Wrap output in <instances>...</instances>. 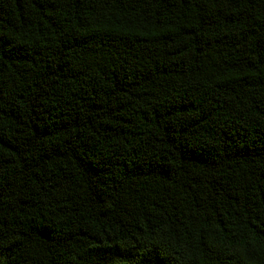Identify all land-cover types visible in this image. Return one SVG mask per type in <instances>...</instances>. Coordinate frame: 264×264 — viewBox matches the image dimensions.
<instances>
[{"label": "trees", "instance_id": "1", "mask_svg": "<svg viewBox=\"0 0 264 264\" xmlns=\"http://www.w3.org/2000/svg\"><path fill=\"white\" fill-rule=\"evenodd\" d=\"M0 264H264V0H0Z\"/></svg>", "mask_w": 264, "mask_h": 264}]
</instances>
